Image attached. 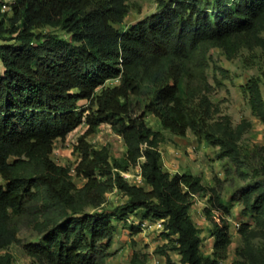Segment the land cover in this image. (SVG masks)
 I'll list each match as a JSON object with an SVG mask.
<instances>
[{"label":"trees","instance_id":"1","mask_svg":"<svg viewBox=\"0 0 264 264\" xmlns=\"http://www.w3.org/2000/svg\"><path fill=\"white\" fill-rule=\"evenodd\" d=\"M130 1L13 0L3 11L6 0H0V264H11L7 249L20 241L27 223L38 231L26 246L37 261L107 264L117 232L112 217L131 214L163 221L167 242L157 252L165 264H224L228 257L231 205L201 175L165 168L161 129L178 136L191 131L199 142L218 147L221 157L236 163L243 158L241 141L253 124L244 119L235 125L216 109L206 53L264 45V0H157V12L126 26ZM48 27L66 36L44 31ZM112 80L118 83L107 84ZM243 92L264 123L260 82L250 80ZM149 115L161 129L151 126ZM103 123L122 136V158L112 161L107 148L86 140ZM82 124L88 128L76 146L79 162L72 168L57 163L54 143ZM256 150L264 156V145ZM137 165L145 186L122 174ZM72 170L85 180L82 186ZM254 175L261 179L241 200L264 229V163ZM115 188L127 197L124 204L113 212L90 211ZM198 194L208 196L211 254L202 251V229L192 216ZM137 227L131 226L135 234ZM240 230L245 233V225ZM242 257L236 264H264L262 253L255 257L248 250ZM131 264L149 263L135 252Z\"/></svg>","mask_w":264,"mask_h":264},{"label":"rangeland","instance_id":"2","mask_svg":"<svg viewBox=\"0 0 264 264\" xmlns=\"http://www.w3.org/2000/svg\"><path fill=\"white\" fill-rule=\"evenodd\" d=\"M132 11L125 20L130 25L159 10L157 0H131ZM44 31H54L66 36L59 28L48 27ZM264 39V31L261 34ZM225 50L213 48L206 53L208 66L206 75L211 84L210 97L220 114H230L234 124H239L247 119L253 126L244 135L241 141L243 158L238 162L229 157H221L218 147L209 146L206 142H199L198 138L189 131L186 136L174 135L168 130L161 129L153 115L147 117L151 126L161 129L167 140L160 144L163 163L172 174L176 172L191 171L203 177V183L216 186L223 201L231 205V214L228 216L232 244L229 247L228 257L224 264H236L242 260V252L248 250L264 254V229L258 227L249 212L244 211L241 200L242 193L254 185L261 177H255V170L264 163L263 154H259L257 146L264 145V123L252 114L247 96L243 87L253 79L260 82L264 92V45L253 44L250 48L233 47ZM117 80L108 81L107 84H117ZM137 99L134 100V103ZM85 104L86 101H81ZM139 113L143 110V101L135 106ZM87 125L82 124L70 133L65 139H58L54 143L52 157L62 165L74 167L80 160V152L76 146L79 138L86 132ZM95 149L107 148L111 160L122 158L126 152L125 142L120 134L115 132L110 124L103 123L97 132L86 139ZM170 157V158H169ZM144 159L140 160L142 163ZM132 176L127 178L131 183L145 186L140 165L134 166L129 171ZM75 176V171L72 170ZM78 186L85 180L74 177ZM127 200V197L118 189L107 193L106 202L97 210L91 212L101 213L113 210ZM208 204V196L198 194L194 197L192 216L196 224L202 229L201 249L205 254L213 252L214 237H211L212 222L207 218L204 208ZM122 214H120L121 216ZM117 227L112 246L108 249L107 264H131L135 252L147 256L149 264H165L166 258L157 252L167 239L164 230L157 229L154 225L143 226L136 214L122 215V219L113 216ZM139 222V223H138ZM136 224V225H135ZM138 226L140 232H132L131 226ZM245 225V233L240 228ZM38 235V231L27 223L19 232V242L11 244L7 252L12 255L11 264H43L34 259L26 248L29 242ZM249 238V239H248ZM249 240V242H248ZM251 245V248L248 246ZM247 250V251H246ZM241 253V254H240ZM172 257L180 263L181 256L171 251Z\"/></svg>","mask_w":264,"mask_h":264},{"label":"built area","instance_id":"3","mask_svg":"<svg viewBox=\"0 0 264 264\" xmlns=\"http://www.w3.org/2000/svg\"><path fill=\"white\" fill-rule=\"evenodd\" d=\"M13 0H6V3L3 5V11H6L9 9V4L10 2H12ZM123 176L127 179L130 178L132 176V174L130 172H122ZM137 185H141V184H137ZM139 223V222H138ZM142 225H154L157 229H164V223L163 221H151V220H144L141 221ZM136 225V224H135Z\"/></svg>","mask_w":264,"mask_h":264},{"label":"crops","instance_id":"4","mask_svg":"<svg viewBox=\"0 0 264 264\" xmlns=\"http://www.w3.org/2000/svg\"><path fill=\"white\" fill-rule=\"evenodd\" d=\"M170 158V157H169Z\"/></svg>","mask_w":264,"mask_h":264}]
</instances>
